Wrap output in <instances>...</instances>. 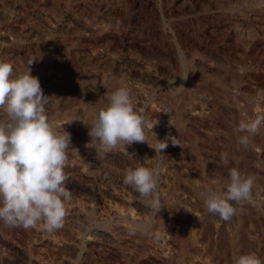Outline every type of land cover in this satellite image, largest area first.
<instances>
[{
    "label": "bare ground",
    "instance_id": "bare-ground-1",
    "mask_svg": "<svg viewBox=\"0 0 264 264\" xmlns=\"http://www.w3.org/2000/svg\"><path fill=\"white\" fill-rule=\"evenodd\" d=\"M0 60L16 74L33 61L47 117L71 134L63 227L0 222V264H232L248 252L264 260V124L236 131L264 117V0H0ZM119 87L149 121L148 144L127 151L158 166L159 213L123 184L135 161L90 142L88 124ZM170 136L179 145L169 139L155 152ZM230 168L256 180L252 199L233 202L238 211L224 221L205 209L203 188L223 190Z\"/></svg>",
    "mask_w": 264,
    "mask_h": 264
},
{
    "label": "clouds",
    "instance_id": "clouds-1",
    "mask_svg": "<svg viewBox=\"0 0 264 264\" xmlns=\"http://www.w3.org/2000/svg\"><path fill=\"white\" fill-rule=\"evenodd\" d=\"M32 63H28L27 71L16 74L9 62L0 60V222L8 228L28 230L39 226L52 233L63 227L65 201L71 199L65 171L71 134L57 129L47 117L49 96L31 74ZM187 79L188 76L183 78ZM107 99V106L88 124L90 142L99 154L123 149L129 160L135 161L134 167L124 170L123 184L138 194L145 207L159 213L164 207L157 191L158 166L145 167L134 153L127 151L134 143H147L149 121L143 109L135 108L130 88L119 87ZM262 124L264 117H257L241 122L236 131L255 134ZM169 139L173 145H179L171 136L157 139L155 152L162 155ZM239 143L247 146L248 135L239 137ZM222 161L229 164L227 154ZM255 180L253 175L230 168L223 190L204 186L205 209L229 221L238 211L233 202L240 205L252 199ZM138 227L130 226V232L135 233ZM232 264H264V260L248 252L234 255Z\"/></svg>",
    "mask_w": 264,
    "mask_h": 264
},
{
    "label": "rangeland",
    "instance_id": "rangeland-1",
    "mask_svg": "<svg viewBox=\"0 0 264 264\" xmlns=\"http://www.w3.org/2000/svg\"><path fill=\"white\" fill-rule=\"evenodd\" d=\"M183 16H187V15H183ZM72 146H73V148H75L74 145H72ZM98 186H99V183H98ZM98 206H102V204L101 203H96L95 204V208H94V212L92 214L90 213L88 215L90 225H95V221H96V217H97L96 212H98ZM33 245L36 246L35 243H33Z\"/></svg>",
    "mask_w": 264,
    "mask_h": 264
}]
</instances>
